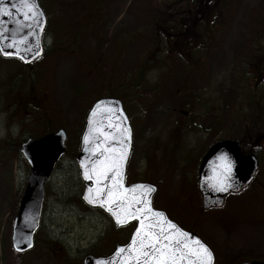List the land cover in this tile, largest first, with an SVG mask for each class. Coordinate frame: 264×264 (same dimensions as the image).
<instances>
[{
    "label": "rangeland",
    "instance_id": "1",
    "mask_svg": "<svg viewBox=\"0 0 264 264\" xmlns=\"http://www.w3.org/2000/svg\"><path fill=\"white\" fill-rule=\"evenodd\" d=\"M190 1L41 0L49 21L47 54L29 68L39 83L9 86L8 103L0 87V264H83L87 254L110 253L103 251L114 237L127 233L111 231L100 211L77 199L79 178L65 159L47 184L36 246L23 255L11 247L28 176L18 145L48 127L66 130L69 150L77 146L88 110L101 96L122 97L133 120L129 180L156 185L159 207L195 229L216 264L264 260V191L257 188L264 186V61L252 59V75L244 66L257 30L264 48V0H224L222 7ZM209 8L217 21L211 12L203 14ZM194 27L208 43L200 40L185 56L174 33ZM149 59L156 65L147 75ZM4 60L0 56V86L20 67ZM146 78L154 89L138 91L135 82ZM245 133L258 139L251 148L262 159L259 183L221 208L202 211L195 181L203 150Z\"/></svg>",
    "mask_w": 264,
    "mask_h": 264
},
{
    "label": "water",
    "instance_id": "2",
    "mask_svg": "<svg viewBox=\"0 0 264 264\" xmlns=\"http://www.w3.org/2000/svg\"><path fill=\"white\" fill-rule=\"evenodd\" d=\"M4 2L9 6L6 11H11L12 15H0V32H2L5 37L17 42H19L21 36L26 37L33 51L30 54L22 53V55H25V59H20L19 56L15 55L5 56L2 52H0V54L3 58L17 59L23 64L29 65L38 60L44 53L43 34L47 25V18L39 4V0H35V4L37 5L36 11L42 14L39 17V25L35 18H26V15L28 17L31 16V11L22 4L20 0H4ZM12 5H15V8H12ZM17 22H19V24ZM27 25H31V27ZM27 46L28 45L23 43L20 44L21 49ZM0 47H3L4 51L7 52L16 51V49L9 47V39H5ZM37 52L39 55H37ZM93 109H95V112H93ZM90 119L91 123L89 122ZM114 125L119 126L114 127ZM122 129H127V131H123ZM85 135L89 137L87 142L84 140ZM66 139V132L64 130H59L37 140H28L21 145V153L30 165V173L24 195L21 199L19 212L13 225L12 244L17 253L29 251L34 247V236L39 229L41 221L45 185L56 164L65 153ZM131 144L132 129L122 102L116 98H103L94 103L86 119L85 130L81 138V148L77 156L80 174L86 185L85 191L90 186L92 189L89 193L90 197L94 196L97 188L102 185L108 187L113 185L114 182L112 180L105 179L103 176L99 175V173L103 171L106 164L111 163L110 158L119 156L121 152L125 153V155L124 158L119 161V172L122 176V183L125 186L126 163ZM224 157H226V159ZM81 161H84L83 168L81 167ZM93 164H95L94 172L92 171ZM228 165L231 166L230 175L225 171ZM256 170L257 161L254 156L243 155L236 142L222 141L212 146L204 157L199 170V185L203 195L204 209L221 206L227 194L239 192L252 181ZM85 171H89L92 179H85L83 174ZM222 173L228 176V181L226 183H231V187H228L227 191H222L217 186V178H222ZM134 185L148 184L139 183ZM125 187L129 189L127 193H124L126 196V200L123 201L125 206H127L129 202H132L134 207L147 208L150 206L153 209L152 198L156 192L154 186H152L154 191L148 194L150 204H136L133 199H140L141 193L144 192L143 188L132 189V185ZM85 191L82 196L83 201L88 206L99 208L107 213L113 219L116 227L126 226L131 222H136L137 227L141 228V233L136 234L137 241L140 240L142 235L152 230L149 228L150 224H156L155 231H160V229L163 228L170 236V239H186L180 232L173 230L171 225L166 223L165 218L168 221L170 220L164 212L154 209V212H161L164 216L157 217L153 213L145 212L141 214L134 212L133 218L127 219L125 223L118 225L113 215L104 207L99 204L89 203L84 198ZM121 192H123V189H121ZM121 217L123 218V212H121ZM178 228L181 229L180 227ZM183 232L187 231L183 230ZM190 234L206 245L196 234ZM25 236L30 237L31 247H28L27 243L24 241L23 237ZM132 238L129 243L132 242ZM189 243L190 245H194V241H189ZM124 246H119L117 248H123ZM18 248L21 250H17ZM207 248L211 251L208 246ZM116 250L107 257L87 256L84 259V264H106V262L109 261H111L112 264H122L120 259L114 260L113 257L119 256L122 257L124 261H128L130 253L132 255V260L128 261V264H135V251L128 249L122 253H117ZM214 263L215 258L212 253L210 264ZM245 264H264V262L252 261Z\"/></svg>",
    "mask_w": 264,
    "mask_h": 264
},
{
    "label": "snow or ice",
    "instance_id": "3",
    "mask_svg": "<svg viewBox=\"0 0 264 264\" xmlns=\"http://www.w3.org/2000/svg\"><path fill=\"white\" fill-rule=\"evenodd\" d=\"M30 11L31 16L27 19L35 18L37 24H40L39 17L42 15L36 11L37 5L35 0H20ZM9 6L0 0V15H9L11 16V11H6ZM15 8V5L11 6ZM19 24V22H17ZM31 27V25H27ZM5 39H9V47L16 49L14 52L4 51L3 47H0V52L5 56H19L20 59H25V55L22 53L30 54L33 51V48L27 42V38L21 36L19 42L11 40L8 37H5L2 32H0V45L3 44ZM26 44L27 47L21 49L20 44ZM37 55L39 53L37 52ZM95 112V109H93ZM91 123V119L89 120ZM119 125H114L117 127ZM127 131V129H122ZM85 142L89 140L88 135L84 136ZM125 153L121 152L119 156L110 158L111 163L106 164L102 172L99 175L103 176L105 179H110L114 183L111 187L102 185L97 188L96 194L92 197L89 196V193L92 191L91 186L86 189L84 198L92 204H99L104 207L113 217L116 219L118 225L126 222L127 219L133 218L135 213H153L157 217H163L164 214L161 212H154V210L149 206L147 208H138L134 207L132 202H129L127 206L124 205L123 201L126 200L124 193H127L129 189L125 187L122 183V176L119 172V161L124 158ZM226 159V157H224ZM81 167H84V161H81ZM92 171H95V164H93ZM225 171L230 175L231 166L228 165ZM85 179H92V176L89 174V171L84 173ZM111 174V175H109ZM222 178H217V186L222 191H227L228 187H231V183L228 182V176L221 174ZM143 188L144 192L141 193L140 199L135 200L136 204H150V199L148 194L154 191V188L150 185H132V189ZM123 189V192H121ZM112 198V199H109ZM121 212H123V218L121 217ZM166 223L171 225V228L177 232H180L185 240H179L171 238L164 231L163 228L160 231H155L156 224H150L149 228L152 229L141 236L140 240L137 241L136 234L141 233V228L137 227L135 233L133 234L132 242L123 248H117V253H122L128 249H132L136 252L135 264H210L212 253L201 241L191 236L190 233L183 232L182 229H179L171 221H168L165 218ZM159 223V222H157ZM24 241L27 243L28 247H31L30 237H23ZM189 241H194V245H190ZM15 246V245H14ZM21 250V249H17ZM114 260L120 259L122 264H128V261L132 260L131 253L129 254L128 261H124L122 257L114 256ZM106 264H112L111 261L106 262Z\"/></svg>",
    "mask_w": 264,
    "mask_h": 264
},
{
    "label": "flooded vegetation",
    "instance_id": "4",
    "mask_svg": "<svg viewBox=\"0 0 264 264\" xmlns=\"http://www.w3.org/2000/svg\"><path fill=\"white\" fill-rule=\"evenodd\" d=\"M193 0H191L188 4L189 5H193V2H192ZM194 6H196L195 4H194ZM208 8V7H207ZM211 9H209V11H210ZM215 13H217L215 10L214 11H211V14H212V16L215 18V20H216V16L214 15ZM217 21V20H216ZM195 25L198 23V20L197 19H195V20H193L192 21ZM208 23H213V20H211V19H209L208 20ZM196 27H197V25H196ZM197 29L198 28H192V29H188V28H184L183 30H180V31H183V32H180V31H178V32H175L174 33V35H175V38L176 37H178L179 38V36H182V34H188L189 36H195V38H199V39H201V34L199 33V32H197ZM176 48V47H175ZM180 48L182 49L181 50V53L182 54H184L185 56H187L188 54H187V52H185L183 49H184V46L183 45H180ZM170 50V49H169ZM173 50V48L171 47V50L170 51H172ZM192 54V53H191ZM191 54H189V55H191ZM7 88H9V83H7L5 86H4V91H3V100L6 102V103H8L9 102V91L7 90ZM132 119V118H131ZM133 121V120H132ZM132 121H131V123H132ZM132 126V125H131ZM134 132H135V130H134V127L132 126V144H131V149H130V153H129V156H128V160H127V163H126V174H125V183L127 184V185H129V184H134V183H137L138 181H136V182H132V179H130L129 180V173H128V165H129V163H130V157H131V153H132V149H133V138H134ZM226 139H231V138H220V139H218L217 141H215V142H213L206 150L204 149L203 150V155L200 157V160H199V164H198V171H197V173H196V181H195V185H196V187H197V189H198V191H199V193H200V190H199V176H198V173H199V169H200V165H201V162H202V160H203V158L205 157V155L207 154V152L209 151V149L216 143V142H218L219 140H226ZM241 139H243V140H241ZM254 137L253 136H246V133L243 135V136H241L239 139L237 138V141L239 142V144H240V146H241V148H242V150L244 151V153L245 154H256L254 151H253V149L251 148V147H253V145L254 144H256L257 142H258V139L257 140H254ZM246 142V143H245ZM262 144V146H264L263 144H264V142H262L261 143ZM79 151H80V142H79V145L78 146H74V147H70V150H69V148H67V152L65 153V155H64V157H63V159H62V162L65 160V159H69L68 160V162L71 164V166H73L75 169H74V171L77 173V175H78V178H79V180L81 181V177H80V171H79V168H78V165H77V161H76V159H77V155H78V153H79ZM67 155H69V157L67 156ZM260 160V159H259ZM61 162V163H62ZM257 183H259V181L257 182ZM78 184V181H77V183H76V185ZM81 184H82V186H83V189H84V187H85V184L81 181ZM77 188L79 187L78 185L76 186ZM257 188L258 189H260L261 191H264V186H263V184L262 183H259L258 185H257ZM83 191V190H82ZM200 195H201V193H200ZM81 197H82V193H81ZM80 200H81V198H80ZM201 203H202V201H201ZM160 205V204H159ZM155 206V205H154ZM158 207V209H162V208H159V206H155V208H157ZM200 208H202V206L200 207ZM100 214L101 215H103L105 218H106V220H108L109 221V223L111 224V231H114L115 233H117V234H123L125 231H127V233L126 234H124L122 237H120V238H116V237H114V240H113V242H112V245H113V249H112V251L118 246V245H124V244H126V243H128L129 242V240H130V238H131V236H132V233L136 230V228H137V223L136 222H132V223H130L128 226H126V227H124V228H116L115 226H114V223H113V221L111 220V217L110 216H108L105 212H103V211H100ZM168 215L170 216V218L173 220V221H175V222H177L180 226H182L178 221H176V219H174V217L172 216V215H170L169 213H168ZM184 229H186V230H188V231H190V232H196L197 233V231L195 230V229H193V228H191V229H188V228H186V227H184V226H182ZM104 235V234H103ZM105 238V237H104ZM105 240H106V238H105ZM111 251V252H112ZM110 252V253H111ZM110 253H108V254H110ZM108 254H106V255H108ZM243 261H245V260H243Z\"/></svg>",
    "mask_w": 264,
    "mask_h": 264
},
{
    "label": "trees",
    "instance_id": "5",
    "mask_svg": "<svg viewBox=\"0 0 264 264\" xmlns=\"http://www.w3.org/2000/svg\"><path fill=\"white\" fill-rule=\"evenodd\" d=\"M223 1L224 0H206V2H208L210 4L212 2L218 3L220 5V7H222V4H224ZM192 2H193V4H195V3H198L199 1L198 0H193ZM209 9H205L203 11V14H205V15L209 14L211 12V11H209ZM214 20H215V18H214ZM216 20H218V18H216ZM260 20L264 24V18H260ZM46 32H47V30H46ZM257 32H258V37H259V34L260 33H259L258 30H257ZM258 37L255 36V39L253 40V43L249 47L250 48L249 52L246 53V54H244V56H245L244 58H246V61L244 63V66H245V68L247 70V73H246L247 75H252V73H249V70H250V67L252 65V61L253 60H258L259 61L260 59H262L264 61V48H262L260 50L259 46L261 47V41H258V43H257ZM175 41L178 44L184 46V49L183 50L185 52H187L188 55L191 54V53H193L197 49V47L200 46V39L199 38H195V36H189L188 34H182V36H179V38L176 37ZM46 54H47V49L45 51V55ZM254 57H256V58H254ZM4 61H7V60L5 59ZM10 62H13V60H10ZM148 62H149V66H146L147 69L145 68L146 69V73H148L147 75L153 74L152 71L155 70V65H156L155 64V61H152L150 59L148 60ZM236 75H235V77H236ZM38 77H40V76H38L35 71L34 72H32V71L30 72L29 69H26L23 66H20V67L14 68V70H12V72L10 73V77L9 76H5V75L3 76V79L1 81V86L0 87L1 88H4V86L7 83H9V86H11V89L12 88H18V87H21V86H34V85H38L39 82H37V80H36V78H38ZM146 80L147 81H145L144 83L149 82L148 85L147 84L144 85V83L142 82V80H138L137 82H135L138 85V87H137V90L138 91L145 90V92H146V90L149 91L151 89H154V88L151 87V80H149L148 78H146ZM239 81H240V78L239 77H236V82H239ZM50 132H53V130L47 127L38 136H28V138H30V139L31 138H34V139L40 138V137H42L45 134L50 133ZM24 140H22V142ZM21 143L18 145V150H19V147H20ZM74 169L75 168L73 167V170ZM77 181H78V184L77 185L79 187H81V192H79V194L77 195V199L80 200L83 186H82L80 180H77Z\"/></svg>",
    "mask_w": 264,
    "mask_h": 264
}]
</instances>
